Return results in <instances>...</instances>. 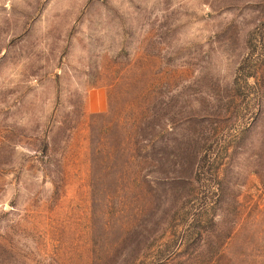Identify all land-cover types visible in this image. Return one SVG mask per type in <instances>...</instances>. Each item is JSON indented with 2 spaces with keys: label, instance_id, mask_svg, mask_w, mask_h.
Returning a JSON list of instances; mask_svg holds the SVG:
<instances>
[{
  "label": "rangeland",
  "instance_id": "374dc122",
  "mask_svg": "<svg viewBox=\"0 0 264 264\" xmlns=\"http://www.w3.org/2000/svg\"><path fill=\"white\" fill-rule=\"evenodd\" d=\"M0 264H264V0H0Z\"/></svg>",
  "mask_w": 264,
  "mask_h": 264
},
{
  "label": "trees",
  "instance_id": "16d2710c",
  "mask_svg": "<svg viewBox=\"0 0 264 264\" xmlns=\"http://www.w3.org/2000/svg\"><path fill=\"white\" fill-rule=\"evenodd\" d=\"M134 148H135V146H134ZM122 149H124V147H122L119 144H115V145H112L111 147H109V149L106 153L108 154V156H111V158H116L117 155L120 154V150H122ZM95 151L98 153L102 152V147H101L100 143L98 144V146H96Z\"/></svg>",
  "mask_w": 264,
  "mask_h": 264
}]
</instances>
